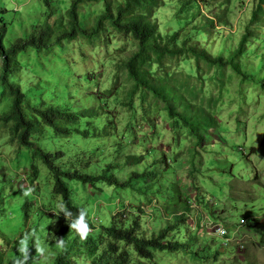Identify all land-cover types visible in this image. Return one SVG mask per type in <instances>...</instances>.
Returning a JSON list of instances; mask_svg holds the SVG:
<instances>
[{"label": "rangeland", "instance_id": "rangeland-1", "mask_svg": "<svg viewBox=\"0 0 264 264\" xmlns=\"http://www.w3.org/2000/svg\"><path fill=\"white\" fill-rule=\"evenodd\" d=\"M70 1L50 0L47 6L44 0H0V18L3 16L7 23L5 43L9 45L34 32L48 11L64 16ZM111 1L116 5L124 0ZM261 2L159 0L153 9L152 19L163 35L180 29L179 16L189 12L193 17L189 27H205L194 43L212 55H228L251 32L250 51L239 59L241 74L230 67L220 70L204 63L198 66L186 56L168 58L152 66L156 78L191 77V94L182 82L180 91L196 106L207 108L213 121L200 145L178 119L169 116L161 100L135 85L126 67L138 49L131 35L106 24L94 37L79 36L51 49L19 53L20 67L11 73V80L26 93L25 112L30 115V107L44 102L80 116L76 126L80 132L62 137L51 127L42 126L32 140L45 151L57 154L59 159L55 161L65 170L99 174L109 165L107 174L114 175L119 183L129 173H138L128 187L102 181L94 185L76 179L67 181L72 201L86 209L95 230L110 224L115 216L118 226L130 224L139 237L147 238L171 225L175 213L186 211L191 214L190 220L172 228L168 239H179L188 250L156 252V263L264 264ZM104 10L103 0L82 4L81 25L91 27ZM255 13L261 23L253 21ZM206 17L212 23L206 22ZM59 27L57 24L54 29ZM7 104L0 92V112ZM31 153V149L12 140L7 127L0 123V239L4 241L1 254L3 261L10 264L18 259L13 253H21L20 241L25 237L28 248L35 249L34 264H51L53 236L48 244L40 237L45 236L47 227L57 235L65 225L63 216L62 221L53 220L63 213L59 211V195L52 192L51 174L40 160H32ZM31 162L36 167L34 176ZM197 211L204 213L206 220L221 222L228 240L197 226ZM241 218L247 223L239 225ZM193 220L194 230L189 227ZM72 234L79 236L74 230ZM41 245L46 247L47 259L36 251ZM140 246L135 245L132 264H152L141 259Z\"/></svg>", "mask_w": 264, "mask_h": 264}, {"label": "trees", "instance_id": "trees-1", "mask_svg": "<svg viewBox=\"0 0 264 264\" xmlns=\"http://www.w3.org/2000/svg\"><path fill=\"white\" fill-rule=\"evenodd\" d=\"M44 1L49 6L50 0ZM97 1L99 0H71L66 14L61 17H58L53 10L48 11L34 32L26 37L15 39L9 45L5 43L7 23L3 16L0 18V92L8 100L5 110L0 112V123L7 127L12 140L32 150V160L38 159L47 167L53 180L52 192L59 195L61 203L71 210L73 216L78 212L79 207L72 201L68 180L76 179L83 184L90 185L102 181L109 185L128 187L132 179L138 177V173H129L127 179L119 183L114 175L107 174L109 165L99 174L65 170L55 161L59 159L57 154L53 155L45 151L32 140L33 135L42 126L51 127L56 135L62 137H69L75 131L80 132V129L76 127L80 122V116L68 109L44 102L30 107V115L25 112L26 93L20 84L11 80V73L20 67L19 53L29 49H51L65 40L76 39L79 36L91 38L97 35L106 24L122 34L131 35L137 41L138 49L127 60L126 67L135 85L152 92L157 99L161 100L169 116L172 119H178L177 121L187 128L188 135L200 145L204 140L205 132L212 128L213 121L207 108L196 106L180 91L182 82L186 84L187 92L191 94L193 89L190 86L191 77L185 75L183 79L156 78L152 74V66L168 58L186 56L194 59L198 66L204 63L220 70L230 67L237 74H241L243 70L239 59L250 51L249 48L252 45L248 39L251 36L249 31L243 36L237 48L228 55H223V53L212 55L203 46L194 43L193 39L202 36L205 27L203 29L198 26L189 27L193 18L188 15L189 12L179 16L180 29L163 35L159 32V24L152 19L153 9L159 0H124L116 5H113L111 0H103L105 10L96 17L91 27H83L80 19V6L87 2ZM261 1L260 10L264 13L262 9L264 0ZM206 20L212 23V19L206 17ZM253 21L261 23L257 13L254 14ZM57 24H60V27L55 30L54 27ZM177 80H179L178 83H176ZM31 168L34 176L36 167L33 162H31ZM24 205L27 206L26 203ZM174 215L175 219L171 225H167L165 229H160L156 234L147 238L139 237L137 230L130 224L126 227L118 226L115 216H112L110 224L100 225L99 230H95L92 221L86 216L92 232H89L86 239L81 240L79 236L75 237L72 234L71 218L59 214L58 218L53 219L62 221L63 217L65 218V225L59 233L53 235L51 228L47 227V233L40 239L48 244V240L53 236L54 242L50 243L53 248L51 264H132V256L136 254L135 245L137 243L141 245L138 249L141 259L147 263L158 264L154 260L156 252L188 250L183 242L168 239L169 231L175 226L184 224L186 219L183 214L175 213ZM175 237L177 238V234ZM59 239L65 242L63 249L56 245ZM3 244L4 241L0 239V264H10L3 261L4 257L1 254L4 250ZM149 249L153 251H148ZM13 254L18 258L22 257V253L18 251H14ZM193 255L195 256L196 252H193ZM35 256V249L29 247L25 264H34Z\"/></svg>", "mask_w": 264, "mask_h": 264}, {"label": "clouds", "instance_id": "clouds-1", "mask_svg": "<svg viewBox=\"0 0 264 264\" xmlns=\"http://www.w3.org/2000/svg\"><path fill=\"white\" fill-rule=\"evenodd\" d=\"M190 206L193 207V205H190ZM59 211H60V213H63L64 216L71 218V220H70V227L74 230V232L77 235H79L80 239L81 240L86 239L87 236H88V234H89V224H88V221L86 219V216H87L86 209L83 208V207H80L78 209V212L75 214V216H73V213L71 212V210L67 209L65 207V205L62 203V204L59 205ZM195 213L197 215V218L200 220V222L197 224V226H200L204 232L206 231V228L204 226V223L207 222V221H209V220L210 221H213V222H216V223H219L222 227L224 226L219 221H214V220L209 219V218L206 220L205 219L206 216L202 212H198L197 211ZM176 214H183L184 217L186 218L185 221L186 220H190L191 214H189L186 211H179ZM200 215H202V217ZM241 219L244 220V223H241L239 221L240 222L239 225H244V224L247 223V220L246 219H244V218H241ZM250 224H251V222H250ZM182 225H184V224H182ZM193 225H194V220L191 223H189V227L191 228V226H192V228L194 230L195 229V226L193 227ZM225 231H226V234L223 237L217 236L215 234H212V235L213 236H217V237L221 238L222 240H226L227 241L228 240V237H227L228 232H227L226 229H225ZM64 243L65 242H64L63 239H59V240L56 241V245L60 249H63L64 248ZM36 251H37V253H39V255L41 257H44L45 259H47V256H46V247L44 245H41V246L37 247L36 248ZM20 252L22 253V257L14 260L13 264H25V261L28 259V240H27V237H25L24 239H22L20 241Z\"/></svg>", "mask_w": 264, "mask_h": 264}, {"label": "built area", "instance_id": "built-area-1", "mask_svg": "<svg viewBox=\"0 0 264 264\" xmlns=\"http://www.w3.org/2000/svg\"><path fill=\"white\" fill-rule=\"evenodd\" d=\"M241 223H244V220H240ZM205 228L209 231L210 234H215L217 236L223 237L226 234L225 229L216 222L207 221L204 223Z\"/></svg>", "mask_w": 264, "mask_h": 264}, {"label": "water", "instance_id": "water-1", "mask_svg": "<svg viewBox=\"0 0 264 264\" xmlns=\"http://www.w3.org/2000/svg\"><path fill=\"white\" fill-rule=\"evenodd\" d=\"M250 225H251V226H254V225H255V223H251Z\"/></svg>", "mask_w": 264, "mask_h": 264}]
</instances>
